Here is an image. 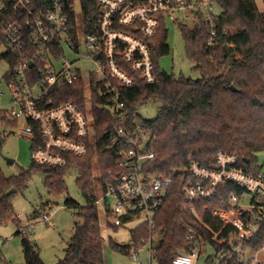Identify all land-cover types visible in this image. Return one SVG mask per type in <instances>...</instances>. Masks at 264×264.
<instances>
[{
    "label": "trees",
    "instance_id": "obj_1",
    "mask_svg": "<svg viewBox=\"0 0 264 264\" xmlns=\"http://www.w3.org/2000/svg\"><path fill=\"white\" fill-rule=\"evenodd\" d=\"M81 14L74 8V0H68L64 12L69 19L75 39L80 30L84 34L98 31L99 8L97 0H79ZM220 9L213 20L217 26L219 43L213 52V60L205 52L209 37L203 17L194 26L179 25L186 57L200 74L194 80L183 75L175 76L162 70L160 61L171 53L168 42V23L163 22L157 35L149 41L152 48L155 80L147 84L140 74L133 72L135 84L122 89L123 101L128 113L127 127L132 131L149 134L157 153V159L148 165L154 175L173 178V185L165 203L157 213L156 228L151 232L146 224L131 232V245L121 246L110 240L112 250L129 256L132 248L139 250L151 237L161 236L156 249L154 264H172L178 254L201 249V255L212 263L215 255L226 246L213 242L212 233L228 238L236 229L214 214L230 210L231 194H241L242 189L226 184L218 189L210 200L194 203L201 222L187 210L184 190L194 181L180 170L197 161L207 167L214 166L219 151L239 157V167L253 175L261 173L257 155L264 152V13L255 0H214ZM50 4V0H44ZM14 16V15H13ZM4 45L0 37V47ZM59 55L62 51L59 50ZM9 65L4 80L13 74L16 60L8 53L1 57ZM234 87L236 91H232ZM54 106L72 102L85 110V89L82 81L74 86L52 91ZM156 104L158 113L154 120L139 114V108ZM96 148L85 157L67 156L65 167H49L33 163L29 170L17 176L6 177L0 168V223L14 219V201L24 193L34 173L44 174V187L49 196L60 198L67 194L66 178L76 171L77 185L86 200V207L78 213L82 223L74 229L65 258L58 264H105V245L100 224V208L95 206L99 197L98 186L104 185L109 172L117 170L118 147L112 148L114 121L102 107L101 101L93 100ZM18 122L9 111L0 109V155L7 135V127H17ZM105 134H108L105 137ZM35 146L32 145V152ZM95 157L99 174L95 173ZM44 206V211L50 208ZM69 209L78 205L67 199ZM51 209V208H50ZM127 221V220H126ZM129 222V221H128ZM118 229V228H115ZM24 264H44L39 251L20 230ZM264 247V225L257 236L246 245L248 251H260ZM210 250L213 254H208ZM221 264H246L237 258Z\"/></svg>",
    "mask_w": 264,
    "mask_h": 264
},
{
    "label": "built area",
    "instance_id": "obj_2",
    "mask_svg": "<svg viewBox=\"0 0 264 264\" xmlns=\"http://www.w3.org/2000/svg\"><path fill=\"white\" fill-rule=\"evenodd\" d=\"M67 2L50 0L46 5L44 0H0V37L16 60L12 76L4 80L9 116L22 121L18 135L30 139L35 146L32 152L35 164L65 167L67 156L85 157L91 148H96L92 105L94 98L101 101L115 123L112 148L118 147L119 151L117 170L109 172L104 185L99 184L95 206L103 210L108 226L120 228L128 221L141 219V225L146 224L152 232L173 178L154 175L148 170L157 153L152 139L145 142L142 137L145 133L127 127L122 89L135 84L133 72L140 74L147 84L154 82L149 41L163 22L194 26L202 16L209 31L205 52L213 60L219 43L213 20L217 3L214 0H97L98 31L87 35L80 30L75 39L64 12ZM66 49L78 54V59L66 60ZM86 63L92 67L86 69ZM80 81L85 89V110L72 102L54 106L52 91ZM4 95L0 91V96ZM180 173H187L194 181L184 190L186 203L182 209L190 211L199 222L194 203L214 198L226 184L243 191L231 194L227 213L214 214L226 221V227L231 225L236 231L224 239L220 238L221 233H212L213 242L226 247L215 255L212 263L204 260L203 264H221L234 258L239 262L247 259L248 264H262L260 251H248L246 245L264 225V175L245 172L239 167V157L224 151L215 155L213 167L191 161ZM51 214H43V220L48 222ZM154 238L145 244L150 246L149 264H153L156 252ZM142 248L131 250L129 257L135 264H143L138 262ZM200 257L201 249L197 247L190 253L178 254L172 264H196Z\"/></svg>",
    "mask_w": 264,
    "mask_h": 264
},
{
    "label": "rangeland",
    "instance_id": "obj_3",
    "mask_svg": "<svg viewBox=\"0 0 264 264\" xmlns=\"http://www.w3.org/2000/svg\"><path fill=\"white\" fill-rule=\"evenodd\" d=\"M260 12L264 13V0H255ZM75 10L81 14V4L79 0H74ZM220 9L216 6L214 15H219ZM169 45L171 53L160 61L162 70L175 76L183 75L186 78L194 80L200 79L199 72L195 65L186 57L185 43L178 26L168 25ZM86 50L82 47V53ZM8 54L5 45L0 47V91L5 93L0 96V109L9 110V96L7 85L4 82L6 74L10 68L8 63L2 59L3 55ZM78 54L66 49L65 59L74 61L78 59ZM85 68L92 67L91 64H84ZM139 114L147 119L154 120L158 113V106L150 103L139 108ZM22 121L18 122L17 127H7V135L2 153L0 155V168L6 177L17 176L22 170H29L34 163L32 158V141L18 135V129ZM4 131L0 128V132ZM143 140L149 142L151 136L142 134ZM258 165L261 173L264 175V152L257 155ZM9 161H13L10 164ZM98 161L95 158V173L99 174ZM77 172L71 171L66 178L67 194L60 198L49 196L44 187L45 176L41 173H34L28 182V186L23 194L18 195L14 201V219L7 223H0V264H24L21 240L18 235L21 228L26 232L30 242L35 245L39 251L44 264H58L65 258L66 249L74 235V229L78 223H82L78 213L86 207V200L77 185ZM67 199L74 201L78 207L69 209L65 206ZM50 203V208L44 211V206ZM114 204V202H111ZM51 214L50 220L45 222L43 214ZM109 220L104 216L103 210L100 212V224L105 245V264H135L129 256L112 250L110 240L121 246L131 245V232L141 225L142 220L124 224V226L115 229L108 226ZM161 236H157L153 241V248L157 249L160 244ZM149 244L140 250L139 263L149 264ZM208 254H213L210 250ZM260 261L264 264V247L259 252ZM206 256L201 255L196 264H203ZM246 259V264L247 263ZM154 264V262H153Z\"/></svg>",
    "mask_w": 264,
    "mask_h": 264
},
{
    "label": "water",
    "instance_id": "obj_4",
    "mask_svg": "<svg viewBox=\"0 0 264 264\" xmlns=\"http://www.w3.org/2000/svg\"><path fill=\"white\" fill-rule=\"evenodd\" d=\"M65 1H67V0H65ZM231 90L234 92L236 91V89L234 87H231ZM9 162H10V164H13V161H9Z\"/></svg>",
    "mask_w": 264,
    "mask_h": 264
}]
</instances>
